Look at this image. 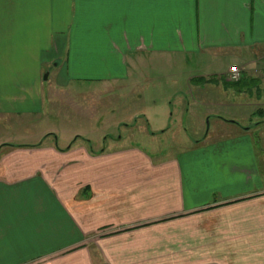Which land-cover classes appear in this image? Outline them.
<instances>
[{
  "label": "crops",
  "instance_id": "1",
  "mask_svg": "<svg viewBox=\"0 0 264 264\" xmlns=\"http://www.w3.org/2000/svg\"><path fill=\"white\" fill-rule=\"evenodd\" d=\"M164 56L228 65L172 77L159 105L145 70ZM202 78L233 90L193 99ZM72 83L146 95L125 128L144 118L151 140L172 129L174 102L198 131L235 127L172 154L75 147L80 135L59 146L36 120ZM240 109L261 119L243 125ZM6 126L30 130L11 143ZM0 264H264V0H0Z\"/></svg>",
  "mask_w": 264,
  "mask_h": 264
},
{
  "label": "rangeland",
  "instance_id": "2",
  "mask_svg": "<svg viewBox=\"0 0 264 264\" xmlns=\"http://www.w3.org/2000/svg\"><path fill=\"white\" fill-rule=\"evenodd\" d=\"M184 60L188 65H184L182 63ZM214 65L215 67L210 70H198L196 69L197 65H195L191 59L186 60V57L183 56H164L161 66L153 71H145L147 74H150L147 75L146 78L154 77L157 80L155 95L158 104L163 105L165 102L163 103L160 99H162V97L166 94L170 95L172 93V77L177 76V80L180 82L186 71H193V73H197L199 71L202 73H212L213 71L222 72L228 64L226 60H218ZM212 76L213 75H210L209 77L211 78ZM214 76L217 78L219 75L215 74ZM227 83L233 84L228 81ZM145 87L143 86L144 89ZM248 87V85L243 86L244 89ZM127 88L128 86L119 84L113 86L110 90H106V87H102L101 85H73L72 83L71 86L64 90V92L62 91L64 95L52 92L54 99L51 100L47 109L45 106V113L37 118L36 126L38 125L40 128L51 129L55 132L56 137H58L59 146H64L69 143L67 141H69L70 137L71 139H74L77 135H80L79 138H75L77 139L75 147L88 144L89 149L91 147L98 150L104 147L133 144L145 147L150 151L162 150L163 152L169 154L180 152L184 147L193 145L191 139H193V141L201 139L207 128V138L213 139L229 134V131L233 130L235 127H231L229 123L221 122L218 118H211L212 120L210 121V124L208 123V126L207 121L204 122L203 132L200 130L198 131L200 127H198L197 124H194V118H189L183 114L179 115V110L177 111L179 106H177V102H174L171 105L173 112L171 123L172 129L170 128L171 130H169L166 135L161 136V134H159L156 139L153 138V140H151L149 138L150 134L145 132L147 126L144 122V118L140 117L138 119V126L136 125L135 128H132V132H129L125 128V125L128 124L127 120L129 114L141 109L142 105H151V102L146 100V95L144 96L143 101L136 100L137 98L135 99L134 93L128 96L126 94ZM193 89V99H202L208 102L216 99L220 93H226L229 95L233 90V87L228 85L226 90H224L222 83L212 84L209 78H202L193 84ZM97 92L98 96L96 98ZM65 98L67 99L65 100ZM190 101L191 104H193L192 100ZM204 110L205 108L203 107V111ZM246 111V109H240L238 111L239 116L232 119H239L243 125L249 123L252 120L247 121V116H244ZM224 119H226L227 122V119L230 118L229 116H225ZM260 119V116L257 115L253 118L252 123L254 124ZM229 121L232 122V120ZM3 128H7L3 130L5 131V133L2 134L3 139L6 140L8 137H11L9 138L11 143L24 142L22 137L30 130V127H25L21 130H16L17 128H8V126ZM32 129L35 133L37 132V127H33ZM143 131L144 133H142ZM86 140L90 142H87ZM29 141H32V137H30ZM167 147H171V149H167ZM233 214V210L227 211L226 213V215H228L227 217L233 216ZM221 218H225V216L220 215V219ZM165 246L166 245H164V247ZM227 247L228 250L234 249L233 244L232 246L228 245Z\"/></svg>",
  "mask_w": 264,
  "mask_h": 264
},
{
  "label": "built area",
  "instance_id": "3",
  "mask_svg": "<svg viewBox=\"0 0 264 264\" xmlns=\"http://www.w3.org/2000/svg\"><path fill=\"white\" fill-rule=\"evenodd\" d=\"M241 78V72L236 66H231L225 75L226 81L230 83H237Z\"/></svg>",
  "mask_w": 264,
  "mask_h": 264
},
{
  "label": "trees",
  "instance_id": "4",
  "mask_svg": "<svg viewBox=\"0 0 264 264\" xmlns=\"http://www.w3.org/2000/svg\"><path fill=\"white\" fill-rule=\"evenodd\" d=\"M239 82V81H238ZM235 84V83H234Z\"/></svg>",
  "mask_w": 264,
  "mask_h": 264
}]
</instances>
